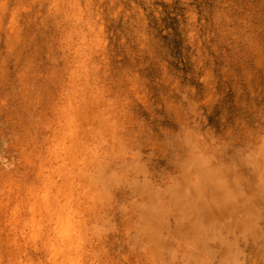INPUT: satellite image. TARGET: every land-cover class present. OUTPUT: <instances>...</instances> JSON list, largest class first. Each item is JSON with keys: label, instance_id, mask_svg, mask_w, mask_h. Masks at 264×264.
Listing matches in <instances>:
<instances>
[{"label": "rangeland", "instance_id": "1", "mask_svg": "<svg viewBox=\"0 0 264 264\" xmlns=\"http://www.w3.org/2000/svg\"><path fill=\"white\" fill-rule=\"evenodd\" d=\"M0 264H264V0H0Z\"/></svg>", "mask_w": 264, "mask_h": 264}]
</instances>
